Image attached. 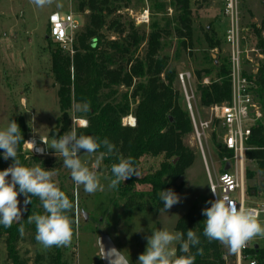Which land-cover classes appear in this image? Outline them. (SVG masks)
Returning a JSON list of instances; mask_svg holds the SVG:
<instances>
[{
    "label": "trees",
    "instance_id": "1",
    "mask_svg": "<svg viewBox=\"0 0 264 264\" xmlns=\"http://www.w3.org/2000/svg\"><path fill=\"white\" fill-rule=\"evenodd\" d=\"M135 1L138 0H77V12H87V22L75 34L73 55L66 52L59 43L51 49V72L57 86L61 111L51 135L59 138L71 131L73 106L84 100L89 101L90 111L77 113L78 118L87 120V126L75 127L77 134L91 135L101 140L107 138L115 144L120 155L133 157L138 169L137 176L121 182L114 189L115 198L112 201L120 198L131 209L160 213L164 204L159 193L171 189L178 194L184 187L179 179L195 160V152L184 142V138L193 133V125L183 103V95L176 87L178 69L173 60H180L186 52L195 58L193 50L197 51V88L201 105L207 107L228 102L232 98L230 56L229 52L220 51L225 39L213 27L207 28L203 37L195 38L192 5L197 0H147L152 16L162 15L161 21L152 17L148 32L143 25L136 26L133 19L121 15ZM170 5L174 7L171 15L167 11ZM256 34L257 46L264 54V37L258 31ZM47 36L50 38L48 29ZM174 37L177 42L172 60L166 47L171 45V38ZM215 49L219 51L213 57L212 50ZM245 74L258 87L256 98L263 111V119L252 125L248 143L255 149L248 153V157L256 162L264 182V59L260 61L255 74L251 64L246 62ZM204 78H209V84L203 83ZM128 115H134L136 126L124 124L123 119ZM12 120L18 123L26 141L29 130L25 118L16 116ZM24 143L21 141L18 146V157L22 164L31 167L33 162L47 163L37 155L24 152ZM217 145L219 155L231 154L223 148L221 142ZM3 151L0 149V171L13 164L11 158L4 159ZM99 151L94 154L99 155ZM79 154L86 153L81 150ZM147 157L161 160L156 169L144 173L140 170ZM101 159L109 178H114L111 165L118 163L116 156ZM256 175V171L248 168V180L254 179ZM59 188L73 201V208L68 215L75 232L74 194L62 185ZM252 190L257 193L259 191L257 186H248L249 194ZM31 199L32 203L24 207L20 221L14 222L10 228L0 225V244H4L2 251L0 247V264L29 262L20 250L25 235L32 234V239L36 240L35 225L28 224L27 217L32 213H44L39 198L33 196ZM208 202L204 200L194 203L178 219L175 230L183 232L185 239L188 229H193L200 237V245L193 247L191 252L196 253L197 248H203V255H196L194 264H229L223 245L203 235L206 216L202 210L211 206ZM21 223L25 226L23 235L18 231ZM176 248L177 255H182L179 245ZM249 252L259 264H264V246H254ZM40 257L37 255L35 261ZM52 260L53 264H69L60 247L56 248Z\"/></svg>",
    "mask_w": 264,
    "mask_h": 264
},
{
    "label": "rangeland",
    "instance_id": "2",
    "mask_svg": "<svg viewBox=\"0 0 264 264\" xmlns=\"http://www.w3.org/2000/svg\"><path fill=\"white\" fill-rule=\"evenodd\" d=\"M197 1H194L192 5L196 39L203 37V32L207 28H219L215 17L220 11V0L217 2L210 1L211 3L205 2V0ZM240 1L243 22L246 26L247 43L250 46L258 47L256 31L264 37V0ZM146 6V0L135 1L131 7L124 9L121 15L131 18L135 22L130 10L135 16ZM172 8L174 12V7ZM54 10L72 11L80 22V29L87 22V12H77V0H54L53 4L43 8L37 7L30 0H0V129L5 128L13 117L23 116L29 130L27 139L35 137L46 151L43 155L35 154L23 146L24 152L37 155L42 160L47 161L46 165L41 162H33L31 166L39 164L46 170L54 171L56 175L53 180L57 186L62 185L74 194L75 232L71 244L67 247H60L64 259L69 264H103L98 247L100 232L108 233L112 237L130 264H138L139 255L146 251V237L152 235V230L166 228L170 231H176V222L194 203L204 200L211 201V192L200 145L193 133L184 138L186 145L195 152V160L179 179L184 183V187L177 194L180 197V202L160 213L151 210L140 212L137 209H131L125 204L124 199L119 198L112 201L115 198V190L109 187L111 179L98 154L79 155L82 162L100 176L103 190L89 194L85 192L83 185H75L70 170L63 166V158L57 156L55 150L41 140L43 138L50 143L55 138L51 135V130L61 114L57 86L54 84L51 72V49L58 43L47 37L49 15ZM152 17L161 21L162 15L152 16L151 13L150 23L153 21ZM150 23L142 26L146 32L149 31ZM219 35L221 36L220 33ZM176 42L175 37L171 38V45L166 47V51L172 60ZM143 51L144 47L142 46L141 52ZM193 51L195 58L186 52L183 53L180 60H173V62L178 69V74L182 71L192 73L191 85L195 93V115L201 120L211 119V107L202 106L200 103L197 88L199 81L195 74V69L199 67L195 59L199 57V54L196 50ZM218 51L219 49L212 50V56L216 57ZM220 51L228 53V44L222 42ZM260 51L262 52L261 49ZM250 56L255 55L250 53ZM249 63L251 64V62ZM176 87L183 95L179 79L176 81ZM77 113L74 105L71 110L72 129L78 127V123L75 121L78 119ZM202 142L207 162L214 176L215 172L223 170L222 161L224 158L223 155L218 154L217 143H223V128L217 119L214 118L211 122ZM98 158L99 163H97ZM160 160L161 158H145L143 168L140 171L146 173L156 169ZM247 167L256 171L257 174L254 179L248 180L250 187L257 186L259 190L258 193L255 192V195H252L251 199L254 203H262L264 202V182L260 178L256 162L250 157L247 161ZM8 179L10 180L11 177L9 176ZM18 200L20 201L18 207L21 208L23 215L25 196L20 194ZM85 213L87 219H85ZM260 221L264 224V215L261 216ZM32 237V234H27L20 243L21 254L29 259L28 264H53L52 258L57 247L45 249ZM251 242L264 246V238L257 237ZM0 247L2 251L4 244L1 243ZM223 250L228 263H236L234 260L236 254L231 253L225 245H223ZM37 255L39 257L41 255V257L35 261Z\"/></svg>",
    "mask_w": 264,
    "mask_h": 264
},
{
    "label": "clouds",
    "instance_id": "3",
    "mask_svg": "<svg viewBox=\"0 0 264 264\" xmlns=\"http://www.w3.org/2000/svg\"><path fill=\"white\" fill-rule=\"evenodd\" d=\"M39 8L53 4L54 0H30ZM75 110L82 113L90 111V102L84 100L75 105ZM87 126V122L81 120ZM21 129L15 120L3 129H0V149H3L4 159L11 158L13 164L0 171V225L10 228L14 222L22 218L18 196H25L24 205L32 203V197H38L44 213H32L27 217L28 224H34L35 239L45 249L51 247H67L71 244L74 230L73 222L68 213L73 208V201L62 191L53 177L56 173L46 170L39 164L26 166L18 157V146L25 141ZM48 147L55 150L57 156L62 157L63 166L70 170L75 185H83L85 192L93 194L103 190L101 178L96 171L91 170L82 162L79 153L89 155L99 151V158L116 156L118 163L111 165V179L109 187L117 189L121 182L138 175L133 157L125 158L120 155L115 144L107 138L100 139L91 135H78L75 129L66 132L59 138L41 139ZM99 158L97 163H99ZM11 177L9 180L8 177ZM18 185V190H17ZM216 199L209 201L210 207L202 210L206 216L203 235L209 240L219 241L231 253L239 254L247 247L250 241L257 237L264 238V224L259 219V212L255 208L246 207L243 203L237 204L228 197H220L212 189ZM31 194V195H29ZM160 199L164 204V211L180 202V197L171 189L162 190ZM19 233L24 234L25 226L20 224ZM185 234L181 231H170L166 228L152 230V235L146 237V251L139 255L138 264H194L196 255H203V248H197L196 253L191 249L200 245L201 240L197 232L188 229ZM176 245L182 255H177Z\"/></svg>",
    "mask_w": 264,
    "mask_h": 264
},
{
    "label": "built area",
    "instance_id": "4",
    "mask_svg": "<svg viewBox=\"0 0 264 264\" xmlns=\"http://www.w3.org/2000/svg\"><path fill=\"white\" fill-rule=\"evenodd\" d=\"M163 1L170 2L171 0ZM222 2L223 14L227 19L225 42L229 46L230 76L232 81L231 100L211 105L212 118L201 120L194 112L195 93L191 85L192 73L189 71L179 72L178 79L184 96L185 107L191 117L193 135L200 145L204 159L211 201L216 199L212 192L213 189L218 196L231 199L237 204V207L243 203L246 207L255 208L260 214V219L264 215V202L254 203L251 199L252 195L248 192L247 170L249 167H247V161L249 160L248 153L255 149L248 143L252 134V125L263 119V111L261 104L256 98L257 86L245 74V63L251 62L253 74H255L260 65V60L257 58H263V53L258 47L250 46L247 43L246 26L242 20L240 0H222ZM167 10L169 14L173 13L171 5ZM130 13L135 18L136 26L150 23L151 12L148 2L146 8L139 14L134 16L132 10H130ZM80 28V22L72 11H54L49 15L47 28L49 37L59 43L70 55L74 53V38ZM250 53L255 56L251 57ZM203 83L209 84V79H204ZM214 118L221 123L223 128L222 146L231 154L224 155L222 161L223 170L215 172L213 176L207 162L202 138ZM81 120L84 119H75L78 123L77 125L83 127ZM84 121L87 122V120ZM123 122L129 126H136V118L133 115L125 117ZM26 141L32 142V144H24L26 150L35 154H45L44 147L39 144L35 137H31ZM40 149L41 151H39ZM227 164L229 168L225 170ZM255 244L257 243L250 241L247 247L242 249L239 254H236V264H259L258 260L249 252Z\"/></svg>",
    "mask_w": 264,
    "mask_h": 264
},
{
    "label": "water",
    "instance_id": "5",
    "mask_svg": "<svg viewBox=\"0 0 264 264\" xmlns=\"http://www.w3.org/2000/svg\"><path fill=\"white\" fill-rule=\"evenodd\" d=\"M48 37V36H47ZM227 164L225 170H228ZM251 195H255V191H251ZM87 219V214H84ZM258 247V244H255ZM98 247L103 264H130L126 256L119 250L112 237L105 232H100L98 239Z\"/></svg>",
    "mask_w": 264,
    "mask_h": 264
},
{
    "label": "crops",
    "instance_id": "6",
    "mask_svg": "<svg viewBox=\"0 0 264 264\" xmlns=\"http://www.w3.org/2000/svg\"><path fill=\"white\" fill-rule=\"evenodd\" d=\"M207 1H208V3H211L210 1L217 2V0H205V2H207ZM219 5H220V11H219L218 14L216 13L217 15L215 14L216 15L215 18H216V21L218 23L219 28H217V29L215 28V29H216V31H218V33L221 34L222 38L224 37V39H225V31H226V28H227V19H226V17L223 14V2H222V0H220V4ZM240 9H241V1H240ZM54 11L68 12L67 10H54ZM54 11H52V12H54ZM241 13H242V10H241ZM242 20H243V14H242ZM220 30L222 31V33H221ZM257 59L262 61L264 59V54H263V58H257Z\"/></svg>",
    "mask_w": 264,
    "mask_h": 264
},
{
    "label": "bare ground",
    "instance_id": "7",
    "mask_svg": "<svg viewBox=\"0 0 264 264\" xmlns=\"http://www.w3.org/2000/svg\"><path fill=\"white\" fill-rule=\"evenodd\" d=\"M39 151H41V149Z\"/></svg>",
    "mask_w": 264,
    "mask_h": 264
}]
</instances>
